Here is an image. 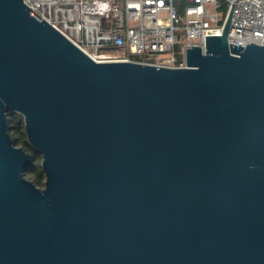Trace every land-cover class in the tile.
Listing matches in <instances>:
<instances>
[{
  "label": "water",
  "instance_id": "obj_1",
  "mask_svg": "<svg viewBox=\"0 0 264 264\" xmlns=\"http://www.w3.org/2000/svg\"><path fill=\"white\" fill-rule=\"evenodd\" d=\"M228 29L185 68L98 62L0 0V264H264V42Z\"/></svg>",
  "mask_w": 264,
  "mask_h": 264
},
{
  "label": "built area",
  "instance_id": "obj_2",
  "mask_svg": "<svg viewBox=\"0 0 264 264\" xmlns=\"http://www.w3.org/2000/svg\"><path fill=\"white\" fill-rule=\"evenodd\" d=\"M30 14L98 62L185 68L186 51L206 36L245 47L264 42V0H24ZM114 51H122L115 55Z\"/></svg>",
  "mask_w": 264,
  "mask_h": 264
},
{
  "label": "trees",
  "instance_id": "obj_3",
  "mask_svg": "<svg viewBox=\"0 0 264 264\" xmlns=\"http://www.w3.org/2000/svg\"><path fill=\"white\" fill-rule=\"evenodd\" d=\"M135 61H140L141 56H132ZM9 124L11 134L13 136L15 144L23 147L29 152L33 158V163L26 171V177L33 181L37 186L43 187L45 179V173L42 168V155L36 152L29 144L26 131L24 118L20 113L9 111Z\"/></svg>",
  "mask_w": 264,
  "mask_h": 264
},
{
  "label": "rangeland",
  "instance_id": "obj_4",
  "mask_svg": "<svg viewBox=\"0 0 264 264\" xmlns=\"http://www.w3.org/2000/svg\"><path fill=\"white\" fill-rule=\"evenodd\" d=\"M115 55H120V54H122V51H114L113 52Z\"/></svg>",
  "mask_w": 264,
  "mask_h": 264
}]
</instances>
